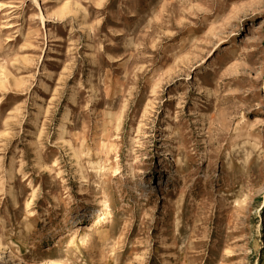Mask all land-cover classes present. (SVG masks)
<instances>
[{
  "label": "rangeland",
  "instance_id": "rangeland-1",
  "mask_svg": "<svg viewBox=\"0 0 264 264\" xmlns=\"http://www.w3.org/2000/svg\"><path fill=\"white\" fill-rule=\"evenodd\" d=\"M0 264H264V0H0Z\"/></svg>",
  "mask_w": 264,
  "mask_h": 264
},
{
  "label": "bare ground",
  "instance_id": "bare-ground-1",
  "mask_svg": "<svg viewBox=\"0 0 264 264\" xmlns=\"http://www.w3.org/2000/svg\"><path fill=\"white\" fill-rule=\"evenodd\" d=\"M102 215V209L100 208V210L96 211V214L92 217L89 224L87 225V230H93L94 228H96L102 220Z\"/></svg>",
  "mask_w": 264,
  "mask_h": 264
}]
</instances>
